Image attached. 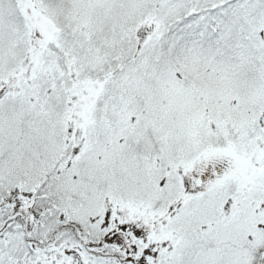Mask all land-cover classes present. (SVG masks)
Segmentation results:
<instances>
[{"label":"snow or ice","instance_id":"6c2138e0","mask_svg":"<svg viewBox=\"0 0 264 264\" xmlns=\"http://www.w3.org/2000/svg\"><path fill=\"white\" fill-rule=\"evenodd\" d=\"M0 264H264V0H0Z\"/></svg>","mask_w":264,"mask_h":264}]
</instances>
